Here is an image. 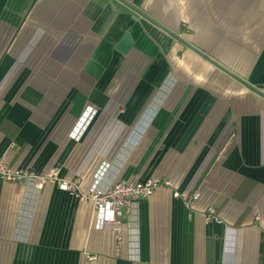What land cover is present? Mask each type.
Masks as SVG:
<instances>
[{
  "label": "crops",
  "instance_id": "crops-1",
  "mask_svg": "<svg viewBox=\"0 0 264 264\" xmlns=\"http://www.w3.org/2000/svg\"><path fill=\"white\" fill-rule=\"evenodd\" d=\"M0 157L82 193L171 182L119 241L77 194L0 181V264H264V0H0Z\"/></svg>",
  "mask_w": 264,
  "mask_h": 264
},
{
  "label": "built area",
  "instance_id": "built-area-1",
  "mask_svg": "<svg viewBox=\"0 0 264 264\" xmlns=\"http://www.w3.org/2000/svg\"><path fill=\"white\" fill-rule=\"evenodd\" d=\"M90 110H87L89 113ZM92 118H87L88 123ZM0 181L12 184L27 183L41 191L48 185H57L61 190L77 194L83 203L92 202L95 210L99 213H108L110 217L103 220L104 225L112 226L121 241L122 218L125 212L131 210L133 205L141 200L150 198L154 192L161 187H170L171 182L166 178H155L143 181L135 177L129 181L116 183L108 190L92 188L82 193L79 187V180L64 181L60 178L58 170H52L47 174L38 173L29 169H15L4 157H0ZM187 202V206L193 205L194 199ZM215 211L210 209L207 221L215 220Z\"/></svg>",
  "mask_w": 264,
  "mask_h": 264
},
{
  "label": "rangeland",
  "instance_id": "rangeland-1",
  "mask_svg": "<svg viewBox=\"0 0 264 264\" xmlns=\"http://www.w3.org/2000/svg\"><path fill=\"white\" fill-rule=\"evenodd\" d=\"M88 109L90 110L89 113H87ZM97 114H98V110L94 108L93 106L86 107L85 111L83 112V115H84L83 118L81 119L80 122H78L77 124L78 126L76 125V127L73 129L71 136L76 139H80L82 134L85 133V131H87V128L89 127V125L94 120ZM87 118H92L90 120V123H88Z\"/></svg>",
  "mask_w": 264,
  "mask_h": 264
},
{
  "label": "water",
  "instance_id": "water-1",
  "mask_svg": "<svg viewBox=\"0 0 264 264\" xmlns=\"http://www.w3.org/2000/svg\"><path fill=\"white\" fill-rule=\"evenodd\" d=\"M133 40L129 34H126L123 39L116 46L117 51L120 53L127 55L133 47ZM243 82V81H242ZM244 83V82H243ZM245 84V83H244ZM257 91L256 89H254ZM261 94V93H260ZM263 95V94H262Z\"/></svg>",
  "mask_w": 264,
  "mask_h": 264
}]
</instances>
